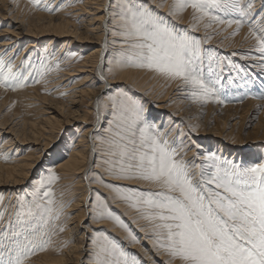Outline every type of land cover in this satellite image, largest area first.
<instances>
[{
	"label": "snow or ice",
	"instance_id": "obj_1",
	"mask_svg": "<svg viewBox=\"0 0 264 264\" xmlns=\"http://www.w3.org/2000/svg\"><path fill=\"white\" fill-rule=\"evenodd\" d=\"M188 8L195 20L207 17L229 27L236 24L233 35L248 23L245 39L254 42L264 60V16L255 18L251 0H173L169 15H179ZM221 12H235L240 18L225 21L217 15ZM117 15L118 34L130 50L121 53L125 62L182 81L193 99L206 101L215 95L225 79L224 62L205 67L200 42L178 33L152 9L149 0H120ZM14 67L12 61L0 57V87L25 85L28 76ZM232 71L242 69L230 64ZM259 98L264 100V94ZM109 99L116 108L117 130L109 128L112 136L106 141V171L117 179L139 180L150 187L127 191L111 184L106 187L114 188L119 198L129 201L147 221L155 247L167 256L161 264H264V162L238 165L209 154L207 165L197 174L195 166L181 158L155 125L146 122L142 105L123 92ZM57 178L53 172L47 180L50 183ZM39 186L44 188L45 180ZM96 199L100 218L106 213L138 242L123 220L107 210L99 193ZM54 205L49 189L21 207L16 220L22 230L12 231L11 222L7 230H0V264H26L38 251L46 250L50 240L42 239L47 231L41 229L59 219ZM92 242L96 246L94 264H140L107 236H97Z\"/></svg>",
	"mask_w": 264,
	"mask_h": 264
},
{
	"label": "bare ground",
	"instance_id": "obj_2",
	"mask_svg": "<svg viewBox=\"0 0 264 264\" xmlns=\"http://www.w3.org/2000/svg\"><path fill=\"white\" fill-rule=\"evenodd\" d=\"M52 2L53 6H56L58 3L57 0H53ZM7 3H12V7H7ZM42 3L46 2L41 0V4ZM119 3L120 0H63L62 4L56 9L55 16H53L52 14L48 15L47 11V14H45L34 10L28 1H0V7L3 9L2 14L0 15L2 20H7L6 23L8 25L16 26L12 30L6 29L5 31H0V37L3 36V33L9 34L6 39H0V50L2 47H5V45L8 44L9 46L11 43H13L12 47L15 48L24 41L27 46H25V50L21 54L23 55V53L28 52V57H31L33 56L32 53L34 52V49H36L35 47L41 43V40H38V38L41 39V37L53 34L56 38L49 41L50 45H48V47H51V45L56 42L57 38L70 36L72 38L68 39L69 42H63V48L60 49V51L68 50V53H70L71 48L82 47L79 52L84 53V57L78 65L77 63L79 61L76 60L75 71L70 73V76L77 73L76 71L86 73L84 83H87V85L80 90H74V87L69 88L71 89L69 98L72 99V101L66 108L70 114L77 115L75 121L82 120L84 123H82L83 125L81 127L79 126L80 128H78L77 135L69 142V147L66 152L61 151L64 156H59L58 153H55V157L47 158L43 170H40L41 174L37 173L33 178L32 183L33 185L36 184L37 189L40 191L42 188H40L39 182L46 178L44 177L45 173L54 169H59L61 174L60 178L62 180H70V182H68L73 186L74 193L77 194L74 199L75 201H73L69 209L67 208L66 211L69 212L72 211L73 208L78 207L76 214L79 218L78 224L83 221L87 222L88 219H90V224H86L84 226L85 228L80 232L81 235L79 241H71L70 248L65 251L62 250L60 256L57 258L52 257L49 250L52 248L51 246H46V250L35 254L33 258L35 261L37 260V263L39 264H48L49 261L54 264H94L96 246L92 241L97 236H95L96 231L92 229V226L94 228L99 227L101 229L98 231L99 235L106 234L110 240L114 239L115 243L125 252L127 249L132 248L138 254V257H136L137 259L140 258L141 253H146V255H148L147 253L150 251H148L149 248H147V245L146 247L145 245H140L138 240V242H133L128 231L112 222L108 217L96 219L98 213H100L99 210L101 209L94 206L95 203H90L91 197H96L99 190H101L99 194L106 193L108 196L106 199L107 205L112 209L114 208L116 213L120 216L128 218L129 222L132 220V225L134 224L137 230L134 231L133 229V232H131L136 239L137 237L139 239H145L147 230L144 229L142 226L143 224L138 220L140 213L137 210V212L135 211V208L130 205L129 201L120 199L114 188L106 187V185L111 184L115 186V188L127 191L140 184L139 180L117 179L111 173L106 171V141L112 136V132L109 131V128L111 126L113 131L117 130L116 108L109 97L116 96L117 93H119L120 88L115 86L117 83H126V85L132 89H127V94L142 105L146 122L155 125V128L163 134L165 139H167L169 145L177 149L181 158L186 162H189L190 167L195 166L194 171L197 172V174L201 167L207 165L208 161L205 160V157L209 154H215L220 157L221 160L225 161L224 157L226 156L223 157V153L221 154V146L219 151H215V147L213 148L212 144H217L218 142L223 143L228 147L227 150H235L236 146L242 147L245 145L239 130L243 121L239 120L241 123L239 129L236 130L237 132L235 131L232 133L231 131L233 129L229 132L223 130L227 121L233 120L235 117H239L243 120L245 115L250 113L248 112L249 108L246 109V114L245 112L240 113L243 110L242 106L244 103H231L230 105L218 107V104L220 103L217 98L219 96L227 97L230 95L226 88L218 85L215 95L209 97L206 101L193 99L191 97V90L188 87H185L182 81L178 79H169L155 71L130 66L129 63L124 61L121 53L130 52V50L127 43H125L124 37L118 34L121 31L119 28V16L117 15L119 11ZM149 3L155 12L158 10L169 15L173 0H149ZM49 7L51 6L49 5ZM254 7L255 6L252 8V14L256 19H260L261 16H264V10L258 13ZM85 13L88 14L87 18L84 16ZM231 14H235V16L226 17L227 20L240 18L238 13L233 12ZM193 15V10L188 8L179 15H169L171 20H169L168 23L173 25L178 33H187L188 35L191 33V37L200 42L203 51H205L203 45L206 41H216L220 46V49L223 51H228L231 48H251L250 45L253 41L251 39H245L249 32L248 23H245L244 26L240 28L239 33L233 36L229 34L230 31L233 30L236 32V24H232L229 27L227 23L221 24L213 22L207 17L203 20H195L193 19ZM73 16H79V18L85 20L87 19V22H80L84 27L83 33L81 31L82 29H80L81 27L77 25V20L79 19L76 18L77 20H75ZM160 17L163 18V16ZM165 18L166 17L164 16V20ZM196 32L200 35L196 36ZM31 35L34 36V38H30ZM88 41L94 42L97 45L92 47L91 50H86L83 47H85L84 43H89ZM77 43L80 44L77 45ZM228 46L230 47L226 49ZM260 56L261 54L254 50V53H248L245 58L250 61L249 65L255 71H262L264 69L261 67V65H264V60H261ZM19 57L23 58V56ZM225 61L226 65H228L229 61ZM250 75H253V73L250 72ZM41 81L43 80L41 79ZM226 81L224 80L223 84L226 83ZM8 88V91L0 89V95H3V104L6 103L9 105V108H7L4 113H1L2 116H0V186L9 188L14 196L12 198L15 199V197H20V195L25 192L28 194L30 193L31 190L28 189L23 192V187L21 185H25L29 181L35 171L34 169L38 165V161L44 155L43 152L51 147L50 145L52 142L49 140L53 137L52 135L54 134V131L48 130V134L45 135L44 132L46 127L43 124V121L57 125L60 124L62 120L57 119L54 114L46 109L47 116L44 118L40 117V120L33 118L34 120L31 122L30 130L27 127H24L23 131H19L20 128L16 130L15 125H8L9 116L21 113V107L29 105L32 99L31 96L37 94V92L31 90L37 88L31 87V85L30 87L24 85L23 87L11 86ZM77 97H79V99H77ZM150 97L155 98V101H157L156 109H166L170 113L163 114V111L158 110L150 112V110H148L149 102L145 101L147 99V101H149L151 99ZM165 101L169 102L166 103ZM81 102L84 103V108H81L80 106V109H74V107ZM105 102L110 106L108 114L105 110ZM212 103H214L217 108L214 113L211 112ZM172 107H176L177 110L171 111ZM241 107L242 109H240ZM94 108H97V111L99 110L98 118L95 117ZM91 113L94 114V121L91 125L87 126ZM252 114L253 113H251V115ZM165 115L167 118H172V115L175 120L173 121L172 118L169 121L166 120V122L164 120ZM23 122L26 123L25 120ZM69 123L72 122L68 121L67 124ZM206 123L207 127H205ZM63 125L64 123L59 129H62ZM139 127H143V125L141 124ZM259 130L262 136L258 139H263L261 142L264 143V107L258 116L254 131H252L254 133ZM187 133L190 135H207V137L201 139L202 143L200 145H196V148L200 150L199 153L197 152V149L187 148L188 145L186 144L192 142L191 136L189 134L187 135ZM185 134L188 136L189 142L184 136ZM41 135H43L42 140L45 143L44 148L40 153L36 151L34 146L40 140ZM138 135L139 133H137V136ZM30 143H33L32 146H25ZM23 148L24 151L22 152ZM9 153H11V155H9ZM200 154H202L200 158H197ZM194 155H196V158H193ZM249 156L252 157V159L247 163L244 162L245 165H251L255 162V154L252 153ZM197 159H200V162H197ZM262 161L264 162V158ZM85 172L87 174H85ZM119 183L127 185H119ZM36 186L34 187L36 188ZM149 187L150 185L145 183V189H148ZM89 191L90 195L88 194ZM64 217H66V219H62L65 220V225L73 218L72 213L65 214ZM132 225L129 226L132 227ZM129 226L128 229H130ZM65 228L70 235V227L66 225ZM128 240H130V242H128ZM149 240L154 242L152 238H149ZM155 249L157 250L156 247ZM129 256L132 255L129 254Z\"/></svg>",
	"mask_w": 264,
	"mask_h": 264
},
{
	"label": "rangeland",
	"instance_id": "obj_3",
	"mask_svg": "<svg viewBox=\"0 0 264 264\" xmlns=\"http://www.w3.org/2000/svg\"><path fill=\"white\" fill-rule=\"evenodd\" d=\"M0 1L2 2V0H0ZM23 1H25V2L28 1L30 6L36 11H39V12H42L45 14L48 13V15L52 14L53 16H55L56 9L58 8V6H60L63 2V0H60V1L57 0V2H58L57 5L53 6V4H52L53 0H44L46 3H42V4H41V0H36V2H34V0H32V1L31 0H23ZM261 1L251 0L252 4L254 3L253 4V6H255L254 9L256 8L255 10L258 13L261 12L262 10H264V0H261ZM39 2H40V4H39ZM245 2H247V0H245ZM255 4H257V5H255ZM258 4H260V5H258ZM1 5H4V4H1ZM11 5H12V3H7V7L11 8L12 7ZM49 5L51 7H49ZM49 8L52 10L51 11L46 10ZM2 11H3V9L0 7V15L2 14ZM46 11H47V13H46ZM156 13L159 16H163V19L165 16L166 17L165 18L166 23H168V21L171 20V17L169 15H166L165 13H162L158 10L156 11ZM221 14H222V16H221ZM217 15H219L224 20H227L226 17H230V16L234 17L235 16V14H231V13L225 14L222 12L217 13ZM84 16H86V18H87L88 14L85 13ZM76 18L79 20H77ZM74 19L77 20V25L79 27H81L80 29H82L81 31L83 33L84 27L81 24L84 22H87L86 21L87 19L86 20L83 18L81 19V18H79V16L74 17ZM72 20H73V18H72ZM6 22H7V20H2V18L0 16V31H5L6 29L12 30V29H14V27H16V26L8 25ZM80 22H82V23H80ZM185 27H188V26H185ZM234 32H235V30L230 31L229 35H233ZM10 35H12V34H10ZM195 35L197 36L200 34L196 32ZM7 36H9V34L3 33V36L0 37V39L4 40L7 38ZM189 36H191V33L189 34ZM30 38H34V36L31 35ZM54 38H56V36H54L53 34L41 37V39L38 38V40H41V43L35 47L36 49H34V52L32 53L33 56H31V57H28V55H29L28 52L23 53V55L21 54L25 50V46H27L24 41H22L21 44L17 45L15 48L12 47L13 43H11L9 46H8V44L5 45V47H2V49L0 50V57H3L6 61L10 60L14 64V66H15L14 71L19 70L28 76V79L25 82V86L30 87V85H31V87L37 88V89L31 90V91L37 92V94H33V96H31L32 99H31L29 105H25V107L24 106L21 107V109H20V110H22V111H20L21 113L9 116L10 118L8 120V125H10V126L15 125L16 130H18L20 128L19 131L20 130L23 131L24 127H27L30 130V125H31L32 120L39 119L40 117L44 118L47 116V114H46L47 110L46 109H48L49 112L54 114V116H56L57 119L62 120V122L60 124H57V125H55L53 123H46V121H43V124L46 127L45 128L46 130L44 132L45 135L48 134V132H49L48 130H53L54 134L52 135L53 137L50 138V140H49L50 142H52V144L50 145L51 147L43 152L44 155L38 161V165L34 169L35 171L33 172V175L31 176V178L29 179V181L25 185H21L23 187V192H24V190L28 189V190H31L30 193L28 194L27 192H25L22 195L17 193L18 195H20V197H15V199H13L12 197H14V196L11 193L12 191L9 188H5L4 186H0V193H1L0 194V213H3V215H4V220L0 221V228H1L0 230H7L8 226H9V222H11V230L12 231H21L22 229H20V227L18 226L17 220H16V214L20 211V209L23 205L31 204L33 202L34 197L41 198L42 193L45 191H48L50 189L52 198L55 201L54 206L59 211V219L52 221L46 230L41 229V231H47V235L42 237V239L50 240V243H48L46 246L52 247L51 249H49L50 253H51L52 257L57 258L58 256H60L62 250L65 251L68 248H70L69 246L71 244V241H75V240L79 241V238L81 235L80 232L85 228L84 226L86 224H90V219H88L87 222L83 221L80 224H78L79 218H78V215H76L78 207L73 208L72 211H69V212L66 211L67 208L69 209V207L73 203V201H75L74 199L77 196V194L74 193V188L69 183L70 180H68V179L62 180L60 178L61 174H60L59 169H54V170H51V171L45 173L44 177H46V178L44 180H45V184H46L45 186L46 187L44 186V188H42L40 191L37 189L36 184L33 185V183H32V180L37 175V173L41 174L40 170H43L44 163H45V160L47 158L55 157L54 156L55 153H58L59 156H64V154L61 153V151L66 152L67 148L69 147V142L72 141L74 136L77 135L78 128H80L83 125L82 123H84L82 120L75 121L77 118L76 117L77 115H72L68 112V110H66V108L68 107V104H71V101H72V99L69 98V93L71 90L69 88L74 87L73 88L74 90H76V89L80 90V89H83L87 85V83H84L86 73L76 71L77 73H74V75L70 76V73L75 71L74 69H75L76 60L79 61L77 63V65H78L80 63L81 59L84 57V53L79 52L80 48H82V47L73 48V49L71 48L70 53H68V50L60 51V49L63 48V42L64 41L69 42L68 39L72 38L70 36L57 38L56 42L54 44H52L51 47L50 46L48 47V45H50L49 41H51V39H54ZM88 42L89 43H84L85 47H83V48H85L86 50H91L92 47L97 45L94 42H91V41H88ZM79 44L80 43H77V45H79ZM253 44H254V42L250 45L251 48H246V49L231 48V49H229L231 51V53L229 50L223 51L222 49H220V46L217 44L216 41H210V42L206 41V43L203 45L205 51H203V49H201V46H200L201 53H202V56H203L204 62H205V67H207L209 64H211L212 67H215L217 62L223 61L224 59L229 61L228 65H226L225 60L223 61V62H225V64H224L225 65V68H224L225 79L224 80L225 81L227 80V81H226V83L223 84V81H224L223 80L221 83V86L223 88H226L228 94H230V95L227 97L219 96L217 98L218 102L220 103V104H218V107H222L224 105H230L231 103H244V105L242 106L243 110L240 113L245 112V114L247 112L246 109L249 108L248 112H250V113H247L245 115V117L243 118V120H241V118H239V117H235L233 120L227 121L226 126L223 128V130H227V132H229L233 129L231 131L233 133L239 129V125L241 123L240 121H243L241 128L239 130H240V135L242 136V138L244 140V144H245L244 146H242V147L236 146L235 147L236 151H235L233 149L227 150L228 147L225 146V144H223V143L218 142L217 144H212V147L213 148L215 147V151H219L220 146H221V150H222L221 154L223 153V157L226 156V157H224L225 161H231L235 164L237 163L238 165H241V164L245 165L244 162L247 163L249 160H251L252 157H250L249 155L252 153L255 154V160H254L255 162L254 163L263 162L262 159L264 158V143L261 142L263 139H258L259 137L262 136L261 132L259 130L258 132L253 133L254 127H255L257 120H258V116L260 115V112H261L262 108L264 107V105H263L264 100L259 98L261 96V94H264V69L262 71H255L249 65L250 61L245 59L247 57L248 53H254L255 48L253 47ZM223 47H225V46H223ZM229 47L230 46H228L226 49H228ZM66 51H67V53H66ZM62 55H64V56H62ZM19 56H23V58H20ZM230 64H234L237 68L242 69V71L239 73H237L235 71L229 72V65ZM233 72H234V74H233ZM250 72H252L253 75H250ZM65 73H67V74H65ZM229 76L231 78V82H229ZM40 78L43 81H41ZM56 79H57V81H56ZM45 84H47L48 86ZM115 86L120 88L119 93L123 92V93L127 94V89L132 90L131 88H129L126 85V83H120L119 82ZM8 87H11V86L0 87V89L8 91V89H9ZM123 88H125V89H123ZM66 89H68V90H66ZM111 90H113V89H111ZM76 96H79V95H76ZM127 96H128V94H127ZM2 98H3V95H0V106L2 107V109L0 107V109H1L0 110L1 111L0 116H2L1 113H4L6 111V109L9 108L8 107L9 105H7L6 103L3 104L4 102L2 101ZM68 98H69V100H68ZM150 98H149L150 99L149 101H147L148 99L145 100L146 102H149L148 110H150V112L158 110V111H163V114L170 113L166 109H156L157 101H155V98H152V97H150ZM77 99H79V97H77ZM165 102L167 103L169 101H165ZM2 105H4V106H2ZM80 106H81V108H84L83 107L84 103L81 102L79 105L75 106L74 109L79 108ZM211 106H212L211 112L214 113L217 108H216L214 103H212ZM258 106H260L259 110H257ZM109 107L110 106H108V103L105 102V110H106L107 114L109 111ZM242 107L240 109H242ZM171 109H170L171 111L177 110L176 107H172ZM94 111H95V117L98 118V116H99L98 111L99 110L97 111V108H94ZM30 113H31V115H30ZM251 113H253V114L251 115ZM171 117L173 118L172 115H171ZM172 118H170V117L167 118L165 115L164 120L169 121ZM0 119H1V117H0ZM249 119H251V120H249ZM24 120L26 123L23 122ZM174 120L175 119L173 118V121ZM68 121L72 122V123L67 124ZM93 121H94V114L91 113L90 117H89V121L87 123V126L91 125L93 123ZM63 123H64V125H63L62 129H59V127H61V125ZM237 126H238V128H237ZM205 127H207V123L205 124ZM188 134L189 133H187V135ZM187 135L185 134L184 136L188 140L189 138ZM190 136H191L193 143L189 142V140H188L189 143L186 144V145H188L187 148L197 149L198 150L197 152L199 153L200 150L198 148H196V145H200L202 143L201 139H203L204 137H207V135L191 134ZM42 138H43V135L40 136V140L34 146L36 151H38L40 153L42 152V149L44 148V143H45L42 140ZM32 144L33 143H30V144L25 145V146H27V147L32 146ZM228 145H231V144H228ZM23 151H24V148L22 149V152ZM9 155H11V153H9ZM201 155L202 154H200L197 158H200ZM193 158H196V155H194ZM259 160H261V161H259ZM197 162H200V159H197ZM245 166H247V165H245ZM53 172L55 173L56 177H58V178L52 180L49 183L47 178ZM85 174H87V173L85 172ZM106 181L112 182L110 180H106ZM114 183H116V182H114ZM139 183L140 184L136 185L133 189L138 188L141 190H147V189H145V182L139 181ZM119 185L125 186L127 184H123V183L120 184L119 183ZM34 186H36V188ZM3 189H4V191H3ZM98 192L100 193L101 190H99ZM38 193L40 194V196H37ZM88 194L90 195V191ZM100 196L103 198V201L107 205V201H106V199L108 197L107 194L102 193V194H100ZM44 199H46V198H44ZM89 199H90V197H89ZM90 203H93V204L95 203L94 206L99 207V202L97 201L95 196L91 197ZM107 210H109L112 213H114L115 215L119 216L121 220L124 219L123 222L127 226L132 225V223H133L132 220H131V222H129L128 218L122 217L118 213H116V210L114 208L112 209L110 206L107 205ZM73 211L74 212L76 211V212L74 213ZM99 211H100V213H98V217L96 219H99L101 217V210H99ZM135 211H136V209H135ZM70 213H72L73 218L69 222L66 223V225H68L70 227V235H69L67 233V229L65 228L66 225H65L64 219H66V217H64V215L70 214ZM105 217H107L106 213L104 215V218ZM62 218H64V219H62ZM110 220L112 222L118 224L116 222V220H114V219H110ZM138 220L141 221V223L143 224L142 226L144 227L145 230H147L146 231L147 235H146L145 239H139L137 237V240L140 242V245H142V246L145 245V247L147 245V248H149L148 251L150 250L149 251L150 254L147 253L148 255H146V253L140 254L139 259H141V260L138 259L140 261V264H161L162 260L163 261L167 260V256L163 255L162 252L159 251L158 249H157L158 250L157 251L155 249V245H154L155 243L153 241L151 242L149 240V238H152L154 240V237L152 235L150 227L148 226L147 221L143 220L141 218L140 214H139ZM35 226H36L35 223H33L32 227H35ZM118 226H120V225L118 224ZM130 226H129V228L132 232H133V229H134V231L137 230V228H135L134 224L132 225V227H130ZM121 228H123V227H121ZM61 229H63V230L61 231ZM92 229L95 230L97 233V235H96V233L94 232L95 236H106V234H101V235L98 234V231L101 230L99 227L94 228L92 226ZM102 233H104V232H102ZM112 241H114V239H112ZM128 242H130V240H128ZM51 243H53V244H51ZM49 244H51V245H49ZM128 247H129V244H128ZM40 252H42V251H38L37 253H40ZM126 252L128 255L130 254L134 257H138V254L132 248L127 249ZM33 256H31L29 258V260L26 261V264H39V263H37V260L36 261L34 260ZM68 262H69V260H68ZM48 264H54V263L49 261Z\"/></svg>",
	"mask_w": 264,
	"mask_h": 264
}]
</instances>
